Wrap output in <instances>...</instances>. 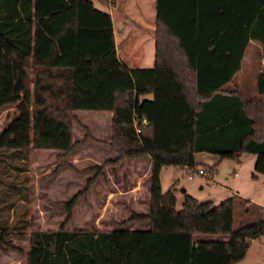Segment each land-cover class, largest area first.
I'll list each match as a JSON object with an SVG mask.
<instances>
[{"label":"trees","instance_id":"obj_1","mask_svg":"<svg viewBox=\"0 0 264 264\" xmlns=\"http://www.w3.org/2000/svg\"><path fill=\"white\" fill-rule=\"evenodd\" d=\"M0 39L31 62L33 73L31 146L0 145L2 174L19 182L6 219L0 211V248L10 231L26 236L30 149L71 155L75 111L112 113L108 143L82 126L85 139L116 155L110 164L150 158L148 212H132L114 230L66 229L95 175L63 203L65 224L29 232L27 264H236L264 235V220L234 227L235 197L214 204L184 192L178 210L177 182L167 192L160 184L163 167L200 170L201 152L236 163L254 155L252 177L264 175V102L245 100L234 85L250 43L264 48V0H155L151 68L118 61L110 15L90 0H0ZM28 73L17 66L15 80ZM256 91L264 94V70ZM143 224L146 229L133 228Z\"/></svg>","mask_w":264,"mask_h":264},{"label":"rangeland","instance_id":"obj_2","mask_svg":"<svg viewBox=\"0 0 264 264\" xmlns=\"http://www.w3.org/2000/svg\"><path fill=\"white\" fill-rule=\"evenodd\" d=\"M94 3L109 9L108 5L101 4L99 0H94ZM111 14L118 30L120 59L130 68L151 67L154 58L153 1L117 0L115 6L111 7ZM260 65L261 60L254 53L253 44H250L242 68L234 78V85L240 89L245 100L260 101L255 96L256 75ZM17 66L27 67L29 72L22 82L15 80ZM0 75H5L0 86V145L8 148L30 147L32 64L22 59L1 39ZM76 113L79 123L73 124V140L77 147L71 155L63 157L57 151L30 149L27 181L24 184L28 197L25 202L26 236L19 237L16 231L9 232L5 242L7 245L0 248V264H25L29 232L56 230L65 224L63 203L83 190L86 181L95 175L96 181L91 185L89 193L74 206L72 219L65 224L66 229L114 230L120 228L132 212H148L150 173L147 174V164L133 160L110 164L115 154L106 144L85 139L86 131L82 128L86 126L88 134L93 138L108 143L111 137L110 122L105 115L96 112ZM195 159L198 169L204 171L202 176L196 171H182L173 166L161 174L162 192H167L171 184L177 182L174 192L176 209L182 207L184 192L200 202L212 201L214 204L235 197L234 227L251 226L264 220V175L257 174V179L252 177L253 155L244 154L239 163L227 159L219 161L217 156L205 152L197 153ZM214 165L212 172L203 168ZM3 170L0 167V211L6 219V206L17 200L15 194L19 182L15 175H3ZM188 174L193 175L191 180L187 178ZM208 181L212 184L205 183ZM228 188L234 189L242 197L230 193ZM17 211L22 214L23 208L18 207ZM13 215L15 212L9 213V221ZM236 264H264V235L251 241L244 258Z\"/></svg>","mask_w":264,"mask_h":264},{"label":"crops","instance_id":"obj_3","mask_svg":"<svg viewBox=\"0 0 264 264\" xmlns=\"http://www.w3.org/2000/svg\"><path fill=\"white\" fill-rule=\"evenodd\" d=\"M91 2H92V4L94 5V7L96 8V9H98V10H101V11H104V12H106V13H108L109 15H110V18H111V23H112V33H113V38H114V46H115V53H116V57H117V59H118V61L119 62H121V63H123L124 64V62L120 59V57H119V55H118V42H117V32H118V30H117V28H116V26L114 25V22H113V18H112V14H111V7L112 6H115V4H116V2H117V0H99V2L101 3V4H106V5H108V7H109V9H104L103 8V6L102 5H97L96 6V4L94 3V0H90ZM153 1V8H154V35H153V38H154V58H155V0H152ZM111 6V7H110ZM250 44H253V46H254V53L257 55V57L261 60V65H260V70H258V73H257V75H256V77H257V79H258V76H259V74H260V72L261 71H263L264 70V64H262V62H264V48H263V46H261L258 42H251ZM247 52V51H246ZM246 57V55L244 56V58ZM154 58H153V65H154ZM244 58H243V60H242V63H243V61H244ZM125 65V64H124ZM152 65V66H153ZM126 66V65H125ZM151 66V67H152ZM127 68H129V69H136V68H130V67H128V66H126ZM151 67H143V68H151ZM242 68V67H241ZM255 96H257V98L258 99H260V101L261 102H264V94L263 95H260V94H258L257 93V91H256V94H255ZM147 98L148 99H150L151 98V96H147ZM259 101V100H258ZM77 111H75V115L77 116V113H76ZM87 112H90V111H87ZM96 114H99V115H105L106 116V118L108 119V121L110 122V132H111V121H112V113L111 112H96ZM114 157H113V159L114 158H116V156L115 155H113ZM254 156V155H253ZM133 161H136V162H143L144 161V163H146L147 164V174H149L150 173V171H151V160H150V158L149 157H144V158H140V159H132ZM254 160H255V156H254ZM254 160H253V162H254ZM167 168H169V166H166V167H163L162 169H161V171H160V181H161V174H162V172H163V170H169V169H167ZM182 171H186V170H182ZM197 174H198V172H197ZM198 175H200V174H198ZM202 175H204V174H202ZM201 175V176H202ZM234 175H236V173H234ZM150 179V178H149ZM206 184H212V182H205ZM134 188V187H133ZM199 188L200 189H202V186H199ZM228 190H229V192L230 193H233V194H235V195H237L238 197H242V196H240L239 195V193L237 192V191H235L234 189H232V188H228ZM185 191L187 192L188 190H186L185 189ZM148 196H149V187H148ZM149 198V197H148ZM148 207H149V202H148ZM134 229H146L147 227H146V225L144 226V227H133ZM29 250V249H28ZM28 252V251H27ZM27 252H26V254H27ZM25 264H27V262H26V259H25Z\"/></svg>","mask_w":264,"mask_h":264},{"label":"built area","instance_id":"obj_4","mask_svg":"<svg viewBox=\"0 0 264 264\" xmlns=\"http://www.w3.org/2000/svg\"><path fill=\"white\" fill-rule=\"evenodd\" d=\"M262 64H264V62H262ZM136 131L139 132V129H137ZM197 172H198V174H200V175L204 174V171H203L202 169L198 170ZM187 178H188L189 180H191V179L193 178V175L188 174Z\"/></svg>","mask_w":264,"mask_h":264}]
</instances>
